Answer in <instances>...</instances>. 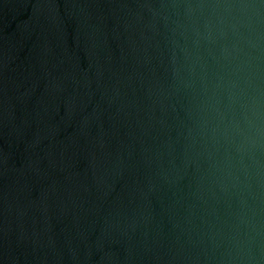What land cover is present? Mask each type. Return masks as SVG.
<instances>
[{"label":"water","instance_id":"95a60500","mask_svg":"<svg viewBox=\"0 0 264 264\" xmlns=\"http://www.w3.org/2000/svg\"><path fill=\"white\" fill-rule=\"evenodd\" d=\"M0 264H264V0H0Z\"/></svg>","mask_w":264,"mask_h":264}]
</instances>
